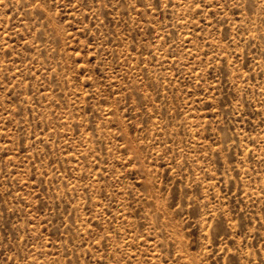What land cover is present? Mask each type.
<instances>
[{
  "label": "rangeland",
  "instance_id": "obj_1",
  "mask_svg": "<svg viewBox=\"0 0 264 264\" xmlns=\"http://www.w3.org/2000/svg\"><path fill=\"white\" fill-rule=\"evenodd\" d=\"M0 264H264V0H0Z\"/></svg>",
  "mask_w": 264,
  "mask_h": 264
}]
</instances>
